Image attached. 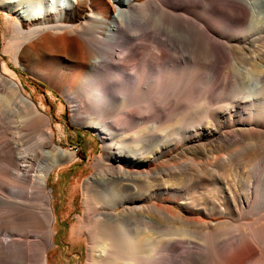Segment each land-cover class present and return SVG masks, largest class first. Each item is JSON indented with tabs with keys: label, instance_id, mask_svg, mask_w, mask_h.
I'll list each match as a JSON object with an SVG mask.
<instances>
[{
	"label": "rangeland",
	"instance_id": "1",
	"mask_svg": "<svg viewBox=\"0 0 264 264\" xmlns=\"http://www.w3.org/2000/svg\"><path fill=\"white\" fill-rule=\"evenodd\" d=\"M187 1L164 0V13L159 8L154 12L140 6L146 0H135L140 7L135 20L138 26L133 31L142 32L146 23L163 15L167 27L173 18H179L180 38L165 46L168 53L161 63L138 64L146 69L143 76L139 74L141 86L109 87L113 102L104 105L110 106V118L116 126L106 132L91 124L98 122L92 108H100L91 98L92 86H83L73 97L66 93L65 86L75 73L64 64L52 65L55 59L45 50L40 58L30 51L20 53L23 59L16 58L14 45L19 39H13V28L21 21L18 12L24 17L29 10L43 15L70 1L0 0L1 72L7 81L21 82L22 94L31 97L50 118L52 144L68 155L50 171L47 182L56 215L54 238L46 251L48 264H86L89 239L79 222V218H86L85 191L100 194L93 202L100 206L103 217L112 214L113 222L121 218L132 226L133 211L126 201L133 189H123L126 180L118 176L126 170L134 173L136 166L127 156L118 161L119 153L140 152L143 159H153L161 167V174L147 178V194H162L177 202V209L181 204L186 217H223L229 222L210 229L211 240L200 228L182 226L203 243L221 241L227 246L236 242L233 236L240 228L247 231L249 226L264 225V0H254L252 10L236 0H213L212 5L209 0ZM93 4L98 10V0ZM172 12L177 14L173 17ZM193 22L199 30L192 28ZM155 35L166 40L163 34ZM142 42L148 52L144 60H153L157 42L152 38L131 42L119 39L114 47L117 56L125 53L126 46ZM157 67L162 68L164 78L160 79ZM131 69L128 66L126 72ZM122 94L130 97L125 104ZM83 102L85 111L81 114L76 108ZM17 123V116L0 109V190L9 199L14 189L22 191L29 183L16 177L8 165L6 149L22 147L29 156L36 135L34 131L24 133ZM249 191L254 203L250 208L242 203L239 213L243 214L238 217L231 194L245 198ZM24 200L21 202L28 203ZM16 211L8 204L0 205V230H12ZM138 212L157 218L151 211ZM23 214L18 212L26 226ZM160 223L168 231L180 230V219L172 225ZM179 246L174 254L176 263L165 256L159 264H186L180 252L188 248L186 243Z\"/></svg>",
	"mask_w": 264,
	"mask_h": 264
},
{
	"label": "bare ground",
	"instance_id": "2",
	"mask_svg": "<svg viewBox=\"0 0 264 264\" xmlns=\"http://www.w3.org/2000/svg\"><path fill=\"white\" fill-rule=\"evenodd\" d=\"M69 1L70 4L58 5L55 12L47 10L43 15L39 11L29 10L28 17H24L18 12L21 21L16 22L13 28L15 35L13 39H19L14 45L16 58L23 59L20 55L22 51H30L40 58L42 50H45L50 58L55 59L51 62L52 65L64 64L75 73L73 81L65 86L66 93L73 97L83 86H92L94 92L91 93V98L96 100L95 102L99 104L96 105L100 108H92L94 120L98 122L93 121L91 124L108 132L116 126L110 118V106L104 105V103L111 105L113 102L114 95L109 92V87L131 84L141 86L139 74L143 76L146 69L139 67L138 64L161 63L168 53L165 46L170 43L173 45L175 40L180 38L179 18L178 20L176 17L173 18L171 26L167 27L165 17L157 16L154 22L146 23L140 30L143 31L138 33L132 30L138 26L135 21L137 9L146 6L154 12H157V8L164 12L162 8L164 0H146L140 6L135 0H98L100 5L98 10L93 4L94 0ZM188 1L195 2V0ZM212 1L209 0V5H212ZM236 1L251 10L255 7L254 0ZM172 14L174 17L177 13L172 12ZM76 21L81 24L75 25ZM193 24L194 22L192 28L199 30L194 28ZM127 28L131 29V34L126 33ZM158 33L163 34L166 40L159 39L155 35ZM74 34L80 35L79 38L72 37ZM149 38L156 39L157 42V54L153 60H144L148 52L143 42L136 46H126L125 53L117 56L114 47L119 39L131 42ZM64 61L66 63H63ZM128 66H132L130 73L126 72ZM156 69L159 71L160 79L164 78L162 68ZM2 94L11 96L4 99L5 96ZM128 100L130 97L122 94V103L125 104ZM83 106L84 102L80 108H76L81 114L85 111ZM0 109L17 116V126L24 133L34 131L36 134L29 156L22 147L6 149L8 165L14 170L16 177L23 183H29V186L22 191L14 189L12 199H9L2 189L0 190V205L4 207L8 204L17 210L12 230H0V235H3L0 236V264H48L46 251L54 238L53 224L56 215L53 195L47 190V182L50 171L67 159L68 155L66 150L51 142L53 131L50 127V118L38 109L31 97L22 94L21 82L6 80L1 67ZM118 155V161H122L123 157L127 156L132 159L134 167L136 166L134 173L126 170L118 176L121 180H126L123 189L130 187L133 189L126 201L129 204L128 209L133 211L132 226L121 218L113 222L112 214L103 217V211H99L100 206L93 202L94 197L100 198V194L94 196L85 191L86 218H79V222H81L80 226L86 229L89 239L86 264H159L160 261L166 260L165 256H169L170 261L176 263L174 254L176 248H181L179 243H186L188 248L180 252L186 264H222V262L264 264V225L249 226L247 231L240 228L233 236L236 242L227 246H222L221 241L214 244L203 243L200 237L183 229L182 226L200 228L204 231L205 238L210 239L209 237L213 236L210 229L229 222L223 217L212 220L194 215L186 217L182 213L181 204L178 205L180 209H177L174 207L177 202L162 194H147L145 192L147 178L161 174L159 170L161 167L153 159H143L140 152ZM250 194L253 195L252 191H249L245 198L240 194H231L238 217L243 214L239 213L243 210L242 203L247 208L254 203V198L252 199ZM23 199L28 203H22ZM150 199L153 200L152 203L147 204ZM141 209L151 211L157 218L138 212ZM19 211L24 213L22 218L26 220V226L18 216ZM179 219L180 230L168 231L160 223L163 221L165 225H172ZM244 239L247 240L245 244L241 243Z\"/></svg>",
	"mask_w": 264,
	"mask_h": 264
}]
</instances>
